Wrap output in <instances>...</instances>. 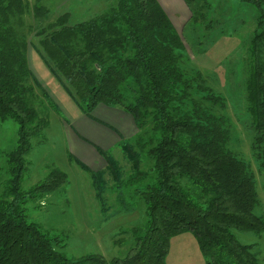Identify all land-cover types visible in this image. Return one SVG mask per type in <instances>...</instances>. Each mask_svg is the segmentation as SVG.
Returning <instances> with one entry per match:
<instances>
[{"label":"trees","instance_id":"16d2710c","mask_svg":"<svg viewBox=\"0 0 264 264\" xmlns=\"http://www.w3.org/2000/svg\"><path fill=\"white\" fill-rule=\"evenodd\" d=\"M242 1L258 12L244 100L254 134L250 148L264 176V0ZM26 10L25 0H0V121H15L18 136L6 157L10 178L0 200V264H165L170 239L182 233L193 236L203 264H259L251 245L239 244L229 231L258 234L264 220L252 213L257 205L252 173L225 148L227 120L214 110L223 108V98L205 86L198 72L188 75L182 69V41L156 0H113L105 12L73 24L61 14L39 26L32 46L85 117L96 105L120 106L138 130L149 127L146 140L135 146L152 160L151 177L139 171L133 146L120 145L133 178L149 180L139 193L145 212L142 232L133 233L123 258L70 259L27 222L19 191L24 155L29 137L46 125L33 106V86L47 107H56L28 68L21 32ZM46 15L41 5H33L36 24ZM103 162L110 179L120 181L122 170L115 159L109 155ZM103 175L91 173L97 197L105 186ZM63 180L52 170L34 190H52Z\"/></svg>","mask_w":264,"mask_h":264},{"label":"rangeland","instance_id":"374dc122","mask_svg":"<svg viewBox=\"0 0 264 264\" xmlns=\"http://www.w3.org/2000/svg\"><path fill=\"white\" fill-rule=\"evenodd\" d=\"M158 1L182 41V69L188 75L198 72L205 86L223 98V108L214 110L227 120L229 132L225 148L237 155L252 173L257 198L252 213L264 220V176L250 148L254 134L244 100L246 62L256 30L257 9L242 0ZM25 2L27 10L21 32L27 43L28 68L56 108L47 107L40 90L29 81L34 85L33 106L46 125L28 139L19 183L23 201L20 206L27 222L53 239L56 250L67 258L100 255L106 262L123 258L132 247L133 233H141L145 222L144 203L139 193L149 184L148 169L152 160L138 151L135 143L146 140L149 127L138 130L131 115L120 106H110V110L109 106L96 105L88 117H77L82 114L50 76L32 47L39 26L52 23L64 13L68 24L85 21L105 12L113 0ZM35 3L47 10L46 19H39V24L31 16ZM261 9L264 12V3ZM126 121L133 132L127 130ZM109 129L117 137L110 145ZM17 138L16 122L0 121V200L5 199L10 178L6 157L15 148ZM124 143L138 152L139 171L146 173L147 178L141 181L133 178L134 173L120 149ZM109 155L122 170L118 182L111 180L105 171L103 161ZM52 170L64 176L63 182L52 190H34ZM99 171L104 172L105 186L97 197L91 173ZM229 231L239 244L251 245L250 252L259 264H264V226L258 234L233 228ZM184 235L174 239L187 248L185 262L178 261L170 251L165 264H197L201 257L197 244L190 233Z\"/></svg>","mask_w":264,"mask_h":264},{"label":"crops","instance_id":"0c3cea01","mask_svg":"<svg viewBox=\"0 0 264 264\" xmlns=\"http://www.w3.org/2000/svg\"><path fill=\"white\" fill-rule=\"evenodd\" d=\"M158 1V0H157ZM162 1V0H161ZM159 2V1H158ZM159 4V3H158ZM160 5V4H159ZM164 11V10H163ZM100 106V105H99ZM109 109H110V107H109ZM110 110H112V109H110ZM81 113V112H80ZM85 117L83 114L82 115H78L77 117H79V118H81V117ZM82 117V118H83ZM126 123H127V127H128V129L127 130H132V132H133V128H131V127H129L128 126V121H126ZM124 130H126V129H124ZM126 130V131H127ZM126 131H124V132H126ZM114 140H117V137H116V134H115V132L114 131H112L111 129H109V145L112 143V141H114ZM184 233H182V234H179V235H177V236H174V237H172L171 239H170V241H169V246H168V252H167V254H166V257H165V259L167 258V256H168V254L170 253V251H172V253H173V255L178 259V261H181V262H185V259L187 258V248H186V246L184 247L182 244H180L179 242H176L175 243V239L174 238H184ZM183 246V247H182ZM203 264V261H202V259H201V257L199 258V260L197 261V264Z\"/></svg>","mask_w":264,"mask_h":264}]
</instances>
